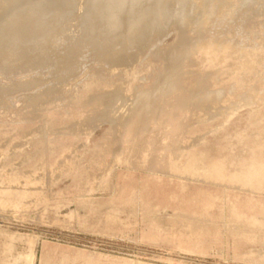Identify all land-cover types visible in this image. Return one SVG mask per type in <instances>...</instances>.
I'll use <instances>...</instances> for the list:
<instances>
[{"label":"rangeland","instance_id":"obj_1","mask_svg":"<svg viewBox=\"0 0 264 264\" xmlns=\"http://www.w3.org/2000/svg\"><path fill=\"white\" fill-rule=\"evenodd\" d=\"M190 10L106 56L81 14L0 34V264H264V0Z\"/></svg>","mask_w":264,"mask_h":264},{"label":"bare ground","instance_id":"obj_2","mask_svg":"<svg viewBox=\"0 0 264 264\" xmlns=\"http://www.w3.org/2000/svg\"><path fill=\"white\" fill-rule=\"evenodd\" d=\"M193 1L178 0L176 14L171 16L173 0H0V34L7 40L19 39L23 42L21 45H43L62 22L81 14L79 43L104 39L99 51L106 56L116 46L133 47L141 37L151 39L162 23L189 13ZM209 1L203 0V5H208ZM30 12L32 17H28Z\"/></svg>","mask_w":264,"mask_h":264}]
</instances>
